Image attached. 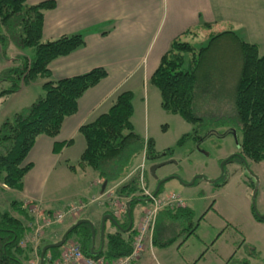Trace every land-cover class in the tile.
Here are the masks:
<instances>
[{"label": "rangeland", "instance_id": "1", "mask_svg": "<svg viewBox=\"0 0 264 264\" xmlns=\"http://www.w3.org/2000/svg\"><path fill=\"white\" fill-rule=\"evenodd\" d=\"M214 4L218 9L219 23L211 28L199 29L196 39L186 37L181 41L191 43L198 53L201 48L209 45L213 36L231 31L244 41L258 45L259 54L263 56L264 0H214ZM25 53L31 56V51L27 50ZM191 57L190 54H185L184 70L189 68ZM242 61L239 46L231 36L221 38L206 54L201 63L200 77L203 85L208 87L205 92L199 93L194 103V112L203 118L202 123L190 124L180 116L164 111L160 104V92L152 84L134 94L136 110L132 121L136 125L135 132L145 139L147 130V134L155 141L157 152L161 154L172 150L155 160L146 159L145 184L154 193L158 181L150 174L151 166L170 162L157 171V176L159 181L168 177L176 179L164 183L157 197L161 200L174 194L192 211L189 218L181 217L179 224L168 218L162 220L160 217L161 223L157 219L158 227L152 237L153 245L151 248L146 247L142 258L144 264H264V221L256 219V213L264 216V162L236 160L224 164L231 155L240 151L239 145L242 141L241 130L234 127L232 131L226 122L229 118H236L235 93ZM43 84L44 81L37 80L26 87L16 99L9 97L0 103V127L16 113L29 107L37 98L44 96ZM9 87L10 84L5 83L0 92ZM146 150L147 148L143 153ZM143 153L135 159L136 164L140 165L144 161ZM64 159L66 158L61 159L62 164L50 179L49 185L52 188L46 193V199L54 200L55 208L61 209L63 205L70 203V195L74 191L82 189L84 197L91 198L90 200L96 198L89 209L87 206L85 211H81L74 218L80 219L88 213L97 231L96 246L99 248L104 219L102 213L110 209L115 212L118 208L115 205L108 207L106 204L101 209L98 208L102 201L98 198L101 187L91 189L89 186L95 184V175L84 177L76 189L75 186L70 187V167L66 166ZM71 164L76 166L80 176L81 165L78 161ZM89 170L92 174L95 172ZM131 176L113 184L115 192ZM255 191L256 196L253 198ZM138 195L142 196V193ZM20 199L22 195L19 191H9L0 183L1 212L13 213L11 203ZM121 201L127 202V199ZM151 206V202L147 200L134 204L133 229L140 227L143 215ZM40 218L37 217L36 220ZM47 218H50L49 215ZM22 219L26 224L29 223L28 228L32 231L31 226L35 219L31 222ZM118 219L126 224L130 221L129 218ZM69 225L70 215L63 223L45 228L44 237L35 244L29 243L34 247L33 255L40 257L45 243L54 244L60 241L64 231L71 227L67 229ZM189 225L195 228L194 234L189 236V231H184L175 243L163 246L162 243L174 236L180 227ZM33 227L37 228L38 224ZM113 230L108 222L105 244L107 233ZM56 239L58 240L55 241ZM68 243L81 245L76 235L66 244Z\"/></svg>", "mask_w": 264, "mask_h": 264}, {"label": "trees", "instance_id": "2", "mask_svg": "<svg viewBox=\"0 0 264 264\" xmlns=\"http://www.w3.org/2000/svg\"><path fill=\"white\" fill-rule=\"evenodd\" d=\"M27 1L0 0L1 57L4 60L9 59L8 51L11 45L24 52L31 51V56L15 59L18 64L0 73V83L10 84L9 89L0 92V103L18 93L24 85L44 80V96L37 98L29 107L16 113L0 127V183L3 187L15 191L24 189L25 178L33 167L32 164L24 165V162L38 138L57 137L64 121L77 113L78 102L82 96L108 76L106 69L96 68L75 77L52 80L50 64L82 48L85 39L82 34L76 33L44 41V17L46 12L56 8V2L50 0L38 5H29ZM226 36H231L237 42L243 59L235 93L236 118H229L226 122L232 127H238L242 132V157L256 163L264 162V55L260 56L258 45L248 43L234 32L227 31L213 36L209 45L197 53L192 44L176 39L162 57L150 83L160 92L161 107L164 111L178 115L190 124L202 123L203 118L194 112L197 96L208 87L203 85L200 77L201 63L212 46ZM185 54L192 57L189 68L184 70ZM133 100V92H122L107 112L95 121L81 126L79 132L86 141V148L78 161L79 165L92 169L108 183L116 184L132 175L128 182L118 186L115 192L120 200L127 199L131 202L132 222L134 204L147 200L138 195L142 193L141 172L135 159L142 155L145 148L148 160H155L172 152H157L153 140L146 141L135 132L132 122ZM71 143L72 141L57 143L55 149L59 151ZM68 166L71 169L76 168L70 163ZM11 207L13 213L21 218L12 212L0 211V264H26L33 256V248L20 246L29 231V223L26 224L22 218L31 222L33 217L29 207L23 206L20 201H13ZM162 211L158 222L162 217V220L168 218L179 224L181 217L189 218L192 215L190 209L166 208ZM110 213L114 215L113 211ZM257 220L264 221L259 218ZM113 226L114 230L107 233L104 249H98V255L104 256L108 261L129 255L138 233V229H128L129 222L120 226L113 223ZM184 231H189L190 236L195 233V228L192 225L180 227L174 236L162 243L163 246L175 243ZM75 235L81 241L82 250L91 254V225L88 222L82 223L69 235L68 240ZM49 244L51 243H45L43 248ZM47 254L57 258L59 249H50Z\"/></svg>", "mask_w": 264, "mask_h": 264}, {"label": "crops", "instance_id": "3", "mask_svg": "<svg viewBox=\"0 0 264 264\" xmlns=\"http://www.w3.org/2000/svg\"><path fill=\"white\" fill-rule=\"evenodd\" d=\"M45 1L50 0H28L27 2L29 5H38ZM53 1L56 2V8L46 12L44 17L43 40L52 41L64 35L80 33L85 39V45L67 56L54 60L49 66L51 79L71 78L96 68L106 69L108 76L82 96L78 102L77 113L64 121L57 137L38 138L24 162V165L32 164L33 167L25 178L24 189L19 191L22 199L17 201L23 203V206L26 202L39 205L45 217L54 212H64L79 204L84 205L81 211H85L87 206L89 209L95 203L94 200H97L84 197L82 189L74 191L70 195V203L63 205L61 209L55 208L54 200L46 199V193L49 192V188H52L49 185L50 179L62 164L61 159L65 157L66 166L69 162L71 165L73 161L80 160L86 148V141L79 132L81 126L95 121L101 114L107 112L118 94L126 91L135 94L141 88L146 89L151 84L150 80L158 69L162 57L169 51L174 40H182L186 37L196 39L199 29L211 28L220 20L214 0ZM1 54L0 45V73L18 64L15 59L29 56L14 45L9 48L8 60H4ZM3 85L4 83H0V90ZM29 86L30 84L24 85L18 93L10 97L13 100L16 99L15 97H19ZM133 105L135 111L136 104L133 103ZM133 125L135 129L134 122ZM145 140L154 141L153 137L147 134V130ZM70 141L72 143L69 146L56 151L57 143L65 144ZM94 175L95 184L89 186L91 189H95L96 186L101 187L98 198L102 201L98 208L101 209L105 204L108 207L112 206L113 200L118 198L114 190L115 183H107L103 191L106 180L100 178L96 172L92 174L89 168L82 167L80 176H78L77 168H70V187L75 186L76 189L84 177L90 178ZM173 178L175 177H171ZM6 189L11 191L9 188ZM109 195H114L112 200ZM167 208L190 209L183 204V201L182 205L174 204ZM162 210L159 216L160 213L162 215ZM110 212H112L111 209L104 211L102 215L105 218L107 215H112ZM15 215L19 217L16 213ZM82 218L90 220L88 213ZM78 220L70 216V225L67 229ZM108 222L114 228L113 222L107 219L105 231ZM157 227L158 222L156 229ZM100 238L101 246L99 248L96 246V250L105 247V240L103 243L102 236ZM152 245H149L150 248Z\"/></svg>", "mask_w": 264, "mask_h": 264}, {"label": "built area", "instance_id": "4", "mask_svg": "<svg viewBox=\"0 0 264 264\" xmlns=\"http://www.w3.org/2000/svg\"><path fill=\"white\" fill-rule=\"evenodd\" d=\"M147 147V146H146ZM145 160H146V151L144 153V161L140 165L139 169L141 172L140 175V186L142 188V196L151 201V208L145 212L143 215V220L138 228V233L135 237L133 250L132 252L124 257H120L113 261H108L104 256L86 254L79 243L65 244L61 249L59 256L53 258L52 255H47L45 257L44 264H144L142 258L145 253L147 246H151L153 241L152 237L156 230V224L158 219V214L163 208L172 207L174 204L182 205L181 199L176 195H171L169 197L163 198L161 200L158 197H155L153 193L148 189L145 184ZM112 200L114 195H109ZM174 203V204H173ZM29 204H31L29 206ZM24 205L29 207L31 216L35 219L33 226L38 224L37 228L31 226L32 231H28L25 237L20 242V246L27 247L29 243H37L40 238L44 237V229L50 227L53 224L63 223L68 216L76 217L84 207V205L72 206L69 211L64 212H54L49 215L50 218L44 216V213L41 212L39 205H36L32 202H26ZM113 205L118 209L114 212L115 216L121 219L126 218V204L118 198L113 200ZM37 217H41L37 219ZM43 217L47 219H42ZM42 219V220H41ZM41 220V221H40ZM42 222V223H40ZM27 264H41V256L33 255Z\"/></svg>", "mask_w": 264, "mask_h": 264}, {"label": "water", "instance_id": "5", "mask_svg": "<svg viewBox=\"0 0 264 264\" xmlns=\"http://www.w3.org/2000/svg\"><path fill=\"white\" fill-rule=\"evenodd\" d=\"M232 158V156L230 158H228L224 164L229 161L230 159ZM170 162H164V163H158V164H153L150 168V174L151 176H153L157 181H159V178L157 176V171L164 167L165 165L169 164ZM223 164V165H224ZM201 177V176H200ZM171 178H166L165 180H162V181H159L158 182V185H157V188L154 192V195L157 196L159 194V191L161 189V186L168 180H170ZM195 182V180L191 183V185ZM107 181L105 182L104 186H103V191H105L106 189V185H107ZM256 196V191L253 193V198H255ZM127 215H128V218L130 219V228L132 226V217H131V202H127ZM256 210V208L254 209ZM257 215V218L259 219H264V216L256 213ZM109 219L111 220L116 226H119L118 222L116 221V219L112 216V215H107L105 216V218L103 219V225H102V228H101V236H102V240H103V243H104V236H105V225H106V220ZM85 222H88L90 225H91V228H92V232H93V247L91 248V253L96 255L98 254L99 252H95L94 248H95V242H96V231H95V226H94V223L91 222L90 220H79L77 223H75L73 226H71L67 231L66 233L63 235V237L61 238V240L57 243H54V244H49L47 246H45L41 252V264H44L45 263V255L46 253L48 252V250L50 249H59L61 247L64 246V244L67 242L68 240V237L69 235L79 226L81 225L82 223H85ZM102 243V244H103ZM104 245V244H103ZM103 248V246H102Z\"/></svg>", "mask_w": 264, "mask_h": 264}, {"label": "flooded vegetation", "instance_id": "6", "mask_svg": "<svg viewBox=\"0 0 264 264\" xmlns=\"http://www.w3.org/2000/svg\"><path fill=\"white\" fill-rule=\"evenodd\" d=\"M230 128H231L232 131L234 130V127L230 126ZM239 148H240V151H238V152H236L235 154L231 155L232 158H231L229 161H227L226 164H228V163H233V162L236 161V160L243 161V162L246 161V160L242 157V155H241V147H240V145H239ZM158 182H159V181H158ZM213 183H214L215 185H220V184L217 183V182H213ZM116 221H117V220H116ZM129 225H130V221H129ZM132 227H133V223H132L131 228H132ZM131 228H130V226H129L128 229H131Z\"/></svg>", "mask_w": 264, "mask_h": 264}]
</instances>
